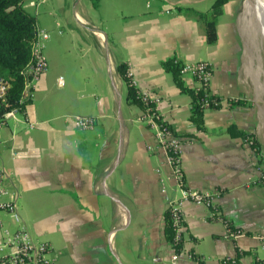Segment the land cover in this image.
<instances>
[{
  "label": "crops",
  "instance_id": "0c3cea01",
  "mask_svg": "<svg viewBox=\"0 0 264 264\" xmlns=\"http://www.w3.org/2000/svg\"><path fill=\"white\" fill-rule=\"evenodd\" d=\"M51 1L77 24L69 33L81 46L82 69H72L69 87L60 86L59 77L57 93L52 73L41 77L25 112L0 128V167L8 173L6 186L18 195L25 225L37 241L52 245L53 264H255L257 237L264 235V187L256 184L264 172V31L244 24L246 0L223 6L215 43L208 42L195 13L177 8L207 13L216 0H116L113 27L104 15L98 23L102 5ZM47 3L24 4L33 9L25 10L36 17L38 29L45 30L40 7ZM170 59L207 61L214 68L210 89L222 107L205 111V131L190 121L191 97L162 67ZM121 63L139 91L160 98L161 117L184 142L185 186L215 195L219 214L182 200L167 150L149 121L141 120L143 110L127 103ZM182 77L198 88L191 75ZM76 117L96 119L95 128L78 129ZM231 125L252 135L261 155L249 140L228 135ZM171 200L182 201L185 226V252L176 261L165 234ZM0 219L12 230L19 227L4 212ZM227 222L241 233L232 236ZM2 237L0 227V242Z\"/></svg>",
  "mask_w": 264,
  "mask_h": 264
},
{
  "label": "built area",
  "instance_id": "2783aa9c",
  "mask_svg": "<svg viewBox=\"0 0 264 264\" xmlns=\"http://www.w3.org/2000/svg\"><path fill=\"white\" fill-rule=\"evenodd\" d=\"M49 38L50 35L46 30L38 29L37 39L32 48V59L23 71L26 79L25 89L23 92V102L32 99V92L36 83L41 79V77L49 72L48 61L44 55L45 43L49 40ZM181 65V74L191 75L195 82L199 85L196 89L204 90L209 97H215L210 89V84L214 74V68L210 62L199 61L195 63H184ZM128 74L132 77L131 71H129ZM58 83L60 86H64L65 81L62 77H60ZM10 90V80L0 74V102L8 95ZM143 95L145 96L146 101L153 103L154 108L149 107L151 113H144L141 120L149 121L150 126L155 131L159 144L167 150L170 163L172 164L179 184L182 187V200L191 201L197 206L210 207L215 211V213L219 214V211L214 205L215 195L210 192L191 190L185 186L183 171L181 170V154L184 142L179 136L173 133L174 130L161 117L158 108L161 103L160 98L154 94L143 93ZM214 103L221 104V100ZM205 105H207V103H205ZM19 113L18 109H13L10 112H7L0 121V128L6 127L8 123L12 119H15ZM73 122L74 125L81 130H92L96 126V119L90 117H76ZM26 123L30 128L35 126L34 123H30L28 121ZM170 151L171 154L169 153ZM7 178V171L3 167H0V213L4 212L8 214L12 221L19 225V227L12 230L4 225L0 219V227L3 229V237L0 242V264H53L54 260L51 257L52 245L47 241H37L31 231L27 228L19 213L18 195L14 194L5 184ZM256 184L264 187V172ZM161 191L163 194H167V183L163 180ZM181 206V200H171L169 202V211H171L173 215V226L176 232L175 243H171L175 253V261L178 260L180 255L185 252L184 249H182L180 253L176 252V246L179 245L185 231ZM240 233L241 232L237 234ZM237 234L231 233L232 236ZM257 238L260 243L258 247V253L260 254L255 257V264H264V235H260ZM186 254L190 259H194L191 254Z\"/></svg>",
  "mask_w": 264,
  "mask_h": 264
},
{
  "label": "trees",
  "instance_id": "16d2710c",
  "mask_svg": "<svg viewBox=\"0 0 264 264\" xmlns=\"http://www.w3.org/2000/svg\"><path fill=\"white\" fill-rule=\"evenodd\" d=\"M231 0H216L210 12L200 13L191 7L177 8L185 12L195 13L202 21L205 33L209 43H215L217 40L216 26L218 17L221 14L224 5ZM26 0H0V74L7 77L11 82V90L8 95L0 102V121L7 112L18 109L20 113H24L29 101L23 100V92L25 89V75L23 71L32 59L33 44L37 39L38 26L35 16L28 13L25 8ZM99 0H95L94 7L98 8ZM165 71L170 73L173 80L181 93L191 97V123L200 131H205L204 113L207 109H219L221 104L214 102L220 101L219 97H209L204 90H198L188 87L181 74V63L176 59H170L162 63ZM129 67L126 63L118 65V72L128 87L127 103L139 106L145 114H150V108H154L153 103L145 100V96L139 91L129 76ZM207 103V105H205ZM231 105L244 104L242 100H229ZM175 135L176 132L173 131ZM227 134L234 138H243L251 142L252 147L260 154V145L252 135L240 130L236 125H231L227 129ZM180 137V135H177ZM252 138V139H251ZM171 154V151L169 152ZM261 155V154H260ZM262 160V157H260ZM184 179V176H183ZM185 181V179H184ZM166 238L170 243H175L176 232L173 226V215L169 209L165 214ZM231 233L237 234L240 230H235L231 223L227 222ZM184 249V239L182 238L179 245L176 246V252ZM227 260L225 263H231Z\"/></svg>",
  "mask_w": 264,
  "mask_h": 264
},
{
  "label": "rangeland",
  "instance_id": "374dc122",
  "mask_svg": "<svg viewBox=\"0 0 264 264\" xmlns=\"http://www.w3.org/2000/svg\"><path fill=\"white\" fill-rule=\"evenodd\" d=\"M85 1H87V3L90 2V5H93L94 7L95 0ZM241 2L243 3L244 0H241ZM115 3L116 0H99L98 8L100 7V5H102V8L100 10H97L96 12V18H98V23L101 21V18L104 15L109 20L110 27H113L118 24V19L115 16V12L119 11L120 9L115 6ZM53 7L52 1L50 0V3H47L40 7V13L44 16L43 20L45 22V30H47V32L50 34V38L46 43L44 53L46 58L48 57L47 61L49 65V73H52L53 76L51 88L54 93H57L59 91L57 84V79L59 77H62L65 81L66 86L69 87L72 82V69H82V66H80L79 62V56H81L83 52H81L80 50L81 46L79 43L73 44L77 40L72 38L71 34L69 33V27L77 26L76 22L71 18V16H68L64 11L60 9L55 10ZM73 8L74 4H72L71 7H67V9H70L71 11ZM25 9L30 12H33V9L27 7H25ZM79 10L81 11L82 7H79ZM51 12L54 14H52ZM98 26L99 28H101V30L103 28H106V26L103 27V25L100 24ZM90 42L93 43L92 41ZM64 59L65 61H67V64L70 63L69 65H67L69 71L66 69L65 66V72L63 70ZM73 61H75V65L73 64ZM81 64H83V61H81ZM83 81L87 82L88 80H86L84 77ZM107 82L109 86H113V82L109 74Z\"/></svg>",
  "mask_w": 264,
  "mask_h": 264
},
{
  "label": "bare ground",
  "instance_id": "6f19581e",
  "mask_svg": "<svg viewBox=\"0 0 264 264\" xmlns=\"http://www.w3.org/2000/svg\"><path fill=\"white\" fill-rule=\"evenodd\" d=\"M244 9V24L247 27L249 25L251 29H255L257 25H260L261 30L264 31V0H246Z\"/></svg>",
  "mask_w": 264,
  "mask_h": 264
}]
</instances>
